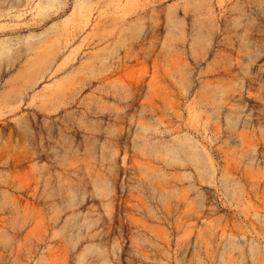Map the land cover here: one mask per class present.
Returning <instances> with one entry per match:
<instances>
[{
	"label": "rangeland",
	"instance_id": "374dc122",
	"mask_svg": "<svg viewBox=\"0 0 264 264\" xmlns=\"http://www.w3.org/2000/svg\"><path fill=\"white\" fill-rule=\"evenodd\" d=\"M0 264H264V0H0Z\"/></svg>",
	"mask_w": 264,
	"mask_h": 264
}]
</instances>
